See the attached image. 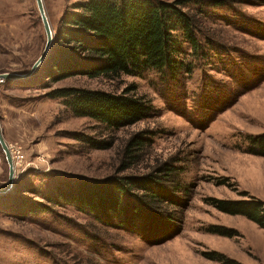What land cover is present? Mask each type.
<instances>
[{
  "label": "rangeland",
  "instance_id": "1",
  "mask_svg": "<svg viewBox=\"0 0 264 264\" xmlns=\"http://www.w3.org/2000/svg\"><path fill=\"white\" fill-rule=\"evenodd\" d=\"M82 1L42 0L52 45L64 13ZM152 1L176 3L201 44L194 52L183 21L173 17L179 50L173 58L182 64L174 75L76 76L41 87L40 72L0 82V129L14 168L12 188L0 194V264H220L207 259L211 253L264 264V230L211 204H264V157L246 150L250 138L264 134V0ZM45 43L35 0H0V74L27 73ZM129 87L152 110L118 130L73 115L65 99L50 95L62 88L120 93ZM140 132L152 144L120 171L127 141ZM102 142L109 147H95ZM168 162L181 169L178 180L187 191L172 197L163 191L167 216L129 199L106 219L77 199L81 180L147 176ZM7 183L0 147V189Z\"/></svg>",
  "mask_w": 264,
  "mask_h": 264
},
{
  "label": "trees",
  "instance_id": "2",
  "mask_svg": "<svg viewBox=\"0 0 264 264\" xmlns=\"http://www.w3.org/2000/svg\"><path fill=\"white\" fill-rule=\"evenodd\" d=\"M173 17L183 21L185 39L194 52H199L201 44L190 18L183 16L176 3L84 0L73 4L60 19L48 56L35 72L36 75L43 73L45 80L41 87L76 76L113 81L121 75L136 76L146 70L173 71L174 75L182 64L173 58V54L179 53L174 48L172 36L173 24L178 21ZM50 95L65 99L64 104L73 115L87 117L113 130L134 125L152 110L150 102L144 96L136 95L133 87L120 93L62 88ZM151 144L147 132L130 137L120 171L135 165ZM248 144L249 154L264 157V134L250 138ZM95 145L98 149L109 147V143L103 142ZM180 173L181 169L168 162L147 176L81 180L76 188L77 199L82 208L106 219L119 213L123 202L129 199L140 201L145 208L167 216L165 208L170 201L162 196L170 193L172 197V193L187 191L178 180ZM163 191L169 192L162 195ZM211 204L224 214L244 217L264 230V204L261 201L213 199ZM214 232L227 235L220 229ZM205 256L220 264H240L217 253Z\"/></svg>",
  "mask_w": 264,
  "mask_h": 264
},
{
  "label": "water",
  "instance_id": "3",
  "mask_svg": "<svg viewBox=\"0 0 264 264\" xmlns=\"http://www.w3.org/2000/svg\"><path fill=\"white\" fill-rule=\"evenodd\" d=\"M35 2H36V7L38 10L39 18L41 20L42 27H43L45 37H46V43H45L44 50L27 73L25 74H15V73L0 74V82L22 81V80H26L30 78L38 70V68H40V66L43 64V62L46 60L48 56V53L52 46L53 33L51 30L50 24L48 22V19L46 17L42 0H35ZM0 147L2 149V152L4 153V157L8 165V183L4 188L0 189V194H4L10 188H12L13 179H14V168H13L12 158L10 156L8 147L4 142L1 129H0Z\"/></svg>",
  "mask_w": 264,
  "mask_h": 264
}]
</instances>
